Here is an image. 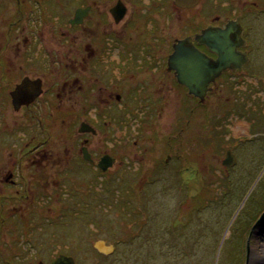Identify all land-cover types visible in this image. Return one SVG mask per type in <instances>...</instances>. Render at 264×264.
I'll list each match as a JSON object with an SVG mask.
<instances>
[{"label":"flooded vegetation","instance_id":"af4514ba","mask_svg":"<svg viewBox=\"0 0 264 264\" xmlns=\"http://www.w3.org/2000/svg\"><path fill=\"white\" fill-rule=\"evenodd\" d=\"M15 1L18 4L22 3V0ZM180 1L187 6H177L176 0H84V3L74 0L77 5L68 21L69 33L63 30L60 32V37H57V30L41 29L37 36L42 44L46 42L45 37L49 39V43L54 47L53 54L43 53L44 48L41 44L40 53L39 49L32 53V48L29 46L27 52H30L31 56H23L21 62L24 70L23 77L29 76L41 82L39 96L28 104L14 105L12 101L11 92L23 77L18 81L17 76L16 83L12 81L15 56L9 53L11 39L6 32L5 40L0 45V61L7 62V66L2 63L6 67V72H0V93L4 87L7 88L6 92L14 110H12L11 116L7 112L6 101L2 100L0 103V264H36V261L29 260L28 256L32 251H36L37 255L40 253L43 235L41 231L46 229L47 216L44 210V199L47 195L50 197L52 191H58L59 186L60 189L62 188L57 182L48 183L45 179L46 174L53 175L62 170H68L73 177L80 179V184L85 185V190L89 191L94 188L93 182L96 178L99 181H105L109 186L110 180L113 179V177L110 179V176L126 170L137 169L151 174L158 169L162 172L159 175H163L171 165L175 167L178 175H181V171L191 168L196 173L202 172L198 169L199 164L195 161L193 164L190 157L183 158L184 162L180 165L177 160L181 157L175 156L172 152L165 157H157L149 167H141L143 160L138 148L143 147V136H127L124 132L125 125L121 129L117 125V119L122 118L125 122L127 109L120 93L121 88L125 90V93H132L134 90H139V83L141 85L150 82L153 86L151 96L154 95L150 111L155 110L156 121L160 124L164 123L163 127L172 125L174 114L178 116L181 125L185 124L184 116L174 112L175 100L172 97L174 92L177 93V96H181L180 103L181 99L183 101L191 99L193 107L189 109L193 111L199 110L207 96L216 94L218 90L229 93V96H232L230 99L235 98L233 96L237 92L241 100H246L248 94L253 91L258 93L259 88L254 89L253 80L257 79L264 83V75L261 74V77L254 70L255 65L252 61V20H254V15L264 12V0H244L239 1L238 4L234 0H211L212 16L209 20L205 18V22L201 25L174 36L170 28L174 5L177 9L186 10L198 6L202 8L207 2V0ZM12 11L5 13L6 22H8L9 14ZM79 15L80 20L77 21ZM71 19L75 21L70 23ZM148 25L151 28H148ZM207 28L220 29L227 33L237 55L231 66L223 69L208 84L205 99L202 101L190 93L187 85L178 80L180 66L177 63H170V56L173 53V45L176 40L189 37L195 48L205 53L214 63L218 59V54L207 43H201L195 39L197 34ZM7 30H12V25L9 23ZM61 34H64L63 38H66L67 34L69 35L70 45L67 54H64L61 48ZM154 36L155 40L164 46V50L158 55L144 43L148 41L151 43ZM64 69H66V73ZM62 72L68 79L66 85L60 81ZM134 74L140 75L137 80L133 78ZM141 75L146 78L144 81H142ZM128 76L129 82H127ZM262 90L264 95V85ZM62 91H70L73 99L76 98L74 93L80 98V105L78 107L74 105L72 109V124L76 126V132L73 131L71 138L72 148H76V151L73 153L74 157L69 159L62 157L55 148L54 130L46 122V118L50 117L55 123L56 115L61 108ZM45 96H54V103L47 102L45 105L42 100ZM228 100L225 99L221 102ZM129 102L132 100L127 103ZM232 102L225 103L227 104L226 108L229 107L232 113L224 114L220 110L223 114V117L220 116L222 122L219 126H215L217 131H224L221 135L230 139L228 142L230 144L225 143L227 148L223 150V154L227 157L228 150H230L233 156V164L230 166L224 164L226 159L224 157L220 162L227 167L223 171L224 174L234 176L231 186H235L233 195L235 198L232 201L227 199L225 203L222 201L219 205L220 211L223 212L225 208H231L228 217L231 214L236 216L235 210L242 195L249 194L253 189L251 185L253 155L248 142L253 138L260 137L264 142V136H261L264 135V113L262 111L257 112L258 116L262 114L259 131L251 136L246 132L239 135L232 134L231 126L236 122H251V126H256L259 123L258 119L252 117L254 105L248 104L247 101L242 110V103ZM38 106L43 111L40 115H36L32 110L33 107ZM189 109L186 106L181 109L180 113ZM3 110H5L4 113ZM255 111H257L256 107ZM195 112L193 123L197 117V122L201 126L204 115L199 111ZM2 117L6 119L4 128L1 123ZM45 128L49 130V134H46ZM172 137H177L176 142L182 143V135H173ZM216 140L218 142L217 137ZM127 142L132 143L133 151H126ZM151 145L150 149H157L155 138L152 139ZM215 146L216 149H219L217 145ZM262 148L264 154V147ZM70 152L72 153V151ZM218 152L220 154V150ZM65 156L68 157L69 154H65ZM175 160L176 164H179L178 167L173 164ZM135 164H138L139 168H136ZM183 179L190 184L182 177L181 189L184 188ZM156 182L157 180L153 179L152 185ZM186 186L188 187V185ZM263 187L264 184L260 185L258 190L263 191ZM47 192L49 193L47 194ZM184 195L188 197L185 188ZM262 197L264 198V192ZM78 200L83 202V206H88L93 201L88 193ZM150 201L151 205L157 203L158 207H161L158 202H163L156 199ZM257 201L259 204L263 202L262 199ZM199 204V207H202L201 201ZM181 211L183 212L184 209ZM190 212L191 215L189 211L188 214L183 212L180 219L177 215H171L164 222L158 221L159 213H153L154 215H150V222H152L150 234L141 235L142 228L140 227L136 232L137 237L142 243L149 240L152 251L163 248L162 251L165 253L187 254L190 251V237L193 240L197 239L192 247L194 252L198 247H202L204 250L205 246L199 242L200 239L215 237L210 234L219 232L216 225L223 217L212 219L213 225L210 227L209 234L204 225L207 221H204L200 215H193L197 212L196 209ZM229 222L225 223V229ZM222 223L223 221L220 222L221 227ZM252 224L249 226L250 229L245 226L237 234V236L244 235L247 231L245 251H242L243 244H241L235 246L233 252L239 254L241 259V255H243L244 264H251L253 258H258L260 263L262 259L260 254L264 250V218L260 222L254 223L253 226ZM29 225H31L32 231L29 230ZM30 236L38 239L37 250L35 245H32L34 241L30 240ZM250 239H252L251 242ZM109 245L113 246V251L114 244ZM89 248L93 247L87 246L86 250ZM73 249H77V247L74 246ZM73 253L74 250L71 253L67 251L63 254ZM233 262V264H239V257L235 258ZM37 264L44 263L39 258ZM262 264H264V260Z\"/></svg>","mask_w":264,"mask_h":264},{"label":"rangeland","instance_id":"374dc122","mask_svg":"<svg viewBox=\"0 0 264 264\" xmlns=\"http://www.w3.org/2000/svg\"><path fill=\"white\" fill-rule=\"evenodd\" d=\"M80 1L84 3V0ZM239 1L244 0H234L236 4H238ZM210 2L212 3L211 0H207L202 8H199L198 6L186 10L177 9L174 5V13L172 15L170 26L174 36L180 35L179 33H184L185 31L201 25L205 22V18L209 20L212 16V6L210 5ZM25 3L26 0H22L21 4H18L15 0H0V45L3 44L5 40L4 36L7 32L11 39L9 53H12L15 56V63L12 69L14 74L12 81L14 83L17 82V76L18 81L24 76V70L21 66L23 56H31V53L27 52V47L29 48V46H31L32 53L36 52L38 49L40 53L42 43L37 38L38 34H40V30L46 29L51 31L55 29L57 30L56 36L60 37V32L63 30H69L68 21L72 17L74 8L77 5L74 0H27V3ZM11 11L12 13L9 14V20L6 22L5 13ZM262 17H264V14L260 16V18ZM8 23L12 25L11 31L7 30ZM148 28H151V26L148 25ZM63 33L65 34V32ZM64 34H61L60 44L63 53L67 54L70 41L68 34L66 38H63ZM155 38L156 37L154 36L151 43L149 41L144 43L145 46L149 45L150 50L156 51V54L158 55L164 50V46L157 42ZM45 41L46 42L42 44L44 48L43 53L49 55L53 54V44L49 43L47 37H45ZM251 56L253 62L255 60L260 61V63H258V68H260L264 63V40L262 39L261 34L255 30L252 34ZM2 63L7 66L6 61H0V64ZM3 64L0 65V72H6V67ZM64 71L66 73V69H64ZM138 76L140 75L134 74L133 78L137 80ZM26 77L35 80L29 76ZM141 77L142 81L146 79L144 75H141ZM128 78L129 76L127 77V82L130 81ZM66 80L68 79L62 72L60 77L61 83H65L66 85ZM263 85L264 83H261L260 80H253V86L259 88V90L258 93L257 91H253V93L248 94V104L251 103L253 105V103L249 101H255V97H261L260 99L264 101L262 90ZM138 88L139 90H134L132 93H125V90L121 88L120 93L122 94L121 96H123L122 98H124L123 103L127 106V109L125 122L122 118L117 119L116 121L119 123H117V125L120 129L125 125L124 132L127 136H143V147L138 148L141 151L140 157L143 160L141 167H149L157 157H165L172 152L175 156L179 155L181 157L177 160V163L181 165L184 162L183 158L190 157V161L193 164L194 161L199 164L198 169L202 172L196 173L195 170L191 168L190 170L186 169L181 171V175H178L176 174L177 171L174 169L175 167L171 165L163 175H159L162 172L158 169L151 174L147 171L146 173L137 169L126 170L114 176H110V179L112 177H114V179L110 180L109 186L105 181H99L96 178L93 182L94 188L89 191H86V186L81 185L79 182L80 179L73 177L68 170H62L53 175L46 174L45 179L48 183L57 182L62 188L60 189L59 186L58 191H49L51 192L50 197L47 195L44 199V210L47 215L46 229L45 231L43 229L41 231L43 235L41 241L42 245L39 250L40 253L37 255L36 251L29 252V260L34 259L37 264V261L40 258L43 263L48 264L51 258L58 255V252L63 254L67 251L71 253L72 250H74L73 255H65L73 256L77 264H95L96 262L93 261V250L95 248L97 252L107 256V260L105 261L106 264H124L121 262L123 259L126 257L132 259L137 256V253H139L137 251V239L139 238L136 234L138 229L140 227L142 228L141 235L150 234V225L152 223L150 222V215H154L153 213H159L158 221L164 222L166 218H169L171 215H177L180 219L183 212H187L188 214L189 211V214L191 215L190 211L192 210L193 212L196 209L197 212L193 213V215H200L204 221H207L204 225L206 226V232L209 234L210 227L213 225L212 219L222 217L220 209L211 208L209 206L215 204L217 195L220 194L221 191L224 192V190L227 189L224 179L228 174H224L223 172L227 168V165L223 166L220 162H222L223 157L224 159L226 158V155L223 154V150H226L227 147L225 146L227 145L225 143H228L230 139H226L221 135L224 131H217L218 129L215 126L221 124V118L223 117L222 112H224V114H226V112L227 114L232 113V110L225 106L227 105L225 103L229 102L221 101L225 99H229L230 102L234 101L233 99L236 98L237 92L234 93L235 98L231 99L230 97L232 96H229V93H224V90H218L216 94L207 96L206 101L202 103L200 109L195 110L204 115V120L201 122V126H199L197 122V117L195 123H193V116L196 112L189 109L190 107H193L192 100L183 101V99H181L180 103L181 96H177V93L174 92L172 95L175 100L173 107L174 112L184 116L185 124L181 125L178 116L174 114L172 125L163 127L164 123L160 124L156 121L155 110L153 109V111H150V104L152 103V97L154 96H151L153 90L152 84L148 82L147 84L140 85L139 83ZM6 91V87L1 90L0 103H2V100L6 101L7 112L12 116V110L14 109L12 108L10 97H8ZM90 91L92 92V90ZM70 93V91H62L60 97L61 108L56 115L55 123L48 114L47 116L49 118H46V122L49 123L54 130L56 139L55 148L65 159L74 157L73 153L76 151V148H72L71 138L73 131L76 130V126L72 124V109L74 108V105L77 107L80 105V98L78 95L74 93L77 98L76 101V98L73 99ZM42 100L45 105L47 102L53 104L54 96H45ZM130 100H132V102L127 103ZM139 102L140 105H138ZM186 106L189 110L180 113L181 109H184ZM259 106L260 108L256 107L257 111H255V105L253 106L252 110L254 114L252 117H254L255 113L257 114L258 111L264 113V102ZM32 110L36 115H40L43 112L39 106L33 107ZM4 111L5 110H3V113ZM259 117L260 116L257 118L258 120ZM5 120L6 119L2 117V128H4ZM187 120H189L188 123ZM238 127L244 128V130L237 132ZM231 128L232 134L234 135L235 133L239 135L242 132H246L251 136V134H255L259 131V125L251 126V122H236V124H232ZM173 135H182V143L179 144L176 142L177 137H172ZM153 138L156 139V150L150 149ZM126 145V151H133L131 142H127ZM215 145H217L219 149H216ZM262 147H264V145ZM66 150H69V152H66ZM219 150L220 154L218 152ZM70 151H72V153ZM253 151L257 152L254 153L252 157L253 168L251 185L253 189L249 192V194L252 192L251 195L248 193L242 195L235 210L236 216L231 214V218L230 216L226 217L231 208H225L223 218L220 221H223L222 227L219 222V224L216 225L219 232L217 231L214 232V234H210L212 236L215 235V237L208 239L201 238L199 242L203 243L205 249L203 250L202 247H198L196 252L190 255L186 254V258H183L179 264H233V258H236L233 253L235 251V246L243 244L242 251H245V245H247V231H245L244 235L240 234L237 236L238 232L245 226L250 229L251 227L249 226L252 223L260 222L264 218V198L262 197L264 187L263 191L258 190L260 183L264 181V165L261 170L257 171L264 162L263 148L260 149V147L257 146L253 148ZM65 154H69V156L67 157ZM173 164H176V160ZM179 164H176V167H178ZM134 166L139 168L138 164H135ZM190 166L192 167L193 165ZM102 177L104 176L102 175ZM182 177L190 183H186L183 179V186L187 191L188 197L184 195V188L181 189L180 183H182ZM153 179L157 180L154 185H152ZM133 183L134 185L132 186ZM186 185H188V187ZM49 192H47V194ZM87 193L91 195L93 201L90 202L88 206H83V202L79 200L77 201V199L82 198L83 195ZM163 193H167V195L163 196ZM132 196L133 198H130ZM149 196L150 198L147 199L146 197ZM144 199L147 200V202L152 199L163 202H158L161 204V207H158L157 203L155 205L152 204L153 213H147L144 208V206L146 207ZM210 199L213 200L210 201ZM260 199L263 200L261 204L257 201ZM128 200L132 201L126 203ZM199 201L202 203L206 202L209 208L199 207ZM131 204H136V207L133 208ZM132 208L134 209V212H131ZM156 209L157 211L154 212ZM182 209H184L183 212L181 211ZM208 210L215 211L219 215H208ZM68 211H71L73 215ZM47 219L50 221L47 222ZM234 220L235 222H233ZM107 221L113 226L112 232L108 233V235L104 230L94 226L97 223V225L99 224L104 227ZM228 221L230 222L225 229L226 226L224 227V225L225 223L227 224ZM30 226L31 225H29V230L32 231ZM107 237L110 239H103ZM31 239L34 241L32 245H35L37 250L38 239L30 236V240ZM132 240H134V246L130 243ZM251 240L252 239H250V242ZM101 241L103 244H114V246H116L115 252L103 253L102 251H99L98 249H104L101 245L97 246L98 249L96 248V244ZM234 242L235 244H233ZM144 244L148 247V250L151 249L149 242L146 241ZM26 245L28 246V244ZM74 246H76L77 249H73ZM87 246H92L93 250L87 251ZM105 249L106 251L109 250L108 247H105ZM50 251L53 252L51 253ZM48 256L49 258L46 260V257ZM170 256L173 260L175 257L177 258V255L172 252ZM241 256L242 259L239 264H244L243 255ZM227 259L229 260L227 261ZM263 260L264 259H261L259 264H262Z\"/></svg>","mask_w":264,"mask_h":264},{"label":"water","instance_id":"95a60500","mask_svg":"<svg viewBox=\"0 0 264 264\" xmlns=\"http://www.w3.org/2000/svg\"><path fill=\"white\" fill-rule=\"evenodd\" d=\"M175 4L180 7L187 6L180 0H176ZM78 17L79 19L77 21L80 20V15ZM74 21L75 20L71 19L70 23H73ZM195 39L198 42L207 43L211 49H213L218 54V59L212 63L205 53L195 48L188 37L176 40L173 45V53L170 56V63L179 64L180 72L178 74V80L182 84L188 86L190 93L203 101L206 96L208 84L212 82L223 69L231 66V64L236 59L237 53L234 50L235 48L232 45L229 36L223 30L207 28L204 29L200 34H197ZM40 88V80H31L28 77H24L20 83L16 84L14 90L11 92L14 105L31 103L39 96ZM232 162L233 156L231 155V151L228 150L224 164L230 166L233 164ZM98 245L103 246L104 249H98ZM105 247H108L109 250L106 251ZM96 248L103 253H110L112 252L113 246L106 245L105 243L103 244L101 241L96 244ZM48 264L77 263L73 256L60 254Z\"/></svg>","mask_w":264,"mask_h":264},{"label":"trees","instance_id":"16d2710c","mask_svg":"<svg viewBox=\"0 0 264 264\" xmlns=\"http://www.w3.org/2000/svg\"><path fill=\"white\" fill-rule=\"evenodd\" d=\"M262 14H264V12H260L259 14L254 15V20H252V21H253V31L255 30L256 32H258L259 34H261L262 39L264 40V17L260 18V16ZM258 63H260L259 60H255L253 62V64L255 65V69L254 70L257 71L260 76H261V74L264 75V63L260 66V68H258ZM261 83H263V82L261 81ZM253 87L256 90V87L255 86H253ZM233 97H235V95ZM236 98H237L236 100L235 99H233V100L237 104L238 103H242L243 104L242 105V110H243L244 109L243 107H245L247 101L249 100L248 96H247L246 100L245 99L244 100H241L240 99V95L237 94L236 95ZM260 98L261 97H255V101H249V102H252L253 105H255V107L260 108L259 105L262 104V102H264ZM227 102H230V101L228 100ZM246 110L248 111L249 108H246ZM242 115H244V114H242ZM261 117H262V114L259 117V124H257V125H259V128L258 129L261 128V126H260L261 125L260 124V121L262 120ZM253 118H255V119L258 118V116H257L256 113H255V116ZM249 144H250V148L249 149L252 150V155H253L254 153L257 152V151L256 152L253 151V148L259 146L260 149H261L262 146L264 145V142L262 141V137H260V138H254L253 140L249 141ZM263 165H264V162L262 163V165L260 166V168L257 171L261 170V168L263 167ZM113 179H114V177H113ZM224 181H225V184L227 185V189L228 190L225 189L224 192L221 191V193L218 194L217 195V198L215 199L216 200V203L213 204L212 206H209V207L219 209V205L222 203V201L225 203V201L227 199H231L230 201H232V199L235 198L233 196L234 195V192H235V186L234 185L231 186L232 183L234 182V176L231 175V174H228V176L225 177ZM262 184H264V181L260 183V185H262ZM166 195H167V193H163V196H166ZM130 198H133V196L130 197ZM146 198L149 199L150 196L149 197H146ZM211 200H213V199H210V201ZM131 201L132 200H128V202H126V203H129ZM131 205L133 206V208L136 207V204H131ZM201 206H202L201 208H206V207H208V204L206 202H203L201 204ZM133 208L131 209V212H134L133 211L134 210ZM144 208L146 209L145 206H144ZM146 212L148 213L147 210H146ZM207 214L208 215H215V214H218V213L215 212V211H212V210H208L207 211ZM223 215H224V212L221 211V216L223 217ZM228 215H229V213L226 215V217H228ZM230 217H231V215H230ZM87 222H88V218H87ZM87 222H85V223H87ZM94 226H96V227L104 230L105 232H107V235H108V233L112 232V228H113V226L110 224L109 221L106 222V224H105L104 227L102 225H99V224L97 225V223ZM130 238H134V237H130ZM103 239H110V238L107 237V238H103ZM134 240L130 241V243L133 244ZM137 240H138V243H137V251L139 253H137V256L133 257L132 259H129V257H126L125 259H123L121 261L122 263H124V264H135V263H140V264H170V263L179 264V263H181V261H182L183 258H186V254L174 253L175 255H177V258L175 257V259L173 260V259H171V256H170L171 253H165V252H163L162 251L163 248H160L158 251H157V249H154V251H152L151 249L148 250V247L144 243L139 242V239H137ZM196 241H197V239H194L193 240L192 237L189 238L190 251L187 253V255H190V254L194 253L192 247H194L193 243H196ZM147 242L150 243L149 240H147ZM150 245H151V243H150ZM132 246H134V244ZM114 247H116V246H114ZM90 250H93V248L87 249V251H90ZM114 252H115V248H114V250H113L112 253H114ZM234 255H235L236 258L239 257V263H240L241 262L240 255L239 254H234ZM47 258H49V256L46 257V260H47ZM158 258H159L160 261L158 260ZM52 259L53 258H51L50 261ZM224 259H226V258H224ZM106 260H107V256L103 255L102 253L97 252L95 250V248H94V250H93V261L96 262L95 264H106L105 263ZM228 260L229 259H227V261ZM233 260H234V258H233ZM44 264H46V263H44Z\"/></svg>","mask_w":264,"mask_h":264},{"label":"bare ground","instance_id":"6f19581e","mask_svg":"<svg viewBox=\"0 0 264 264\" xmlns=\"http://www.w3.org/2000/svg\"><path fill=\"white\" fill-rule=\"evenodd\" d=\"M45 130H46V134H49L50 132H49V130L47 129V128H45ZM242 130H244V128H241V127H238V131L237 132H239V131H242ZM15 138H17V136H15ZM145 200V199H144ZM151 201L149 200L148 202H147V200H145V204H146V210L148 211V212H150V213H153V210H152V205H151ZM44 211V210H43ZM70 214H72V212L71 211H68ZM73 215V214H72ZM50 220L49 219H47V222H49ZM54 251V250H53ZM53 251H50L51 253L53 252ZM58 255H60V253H58ZM260 256H264V250H262V253L260 254ZM262 259H264V257H262ZM41 260V259H40ZM259 263V260H258V258L257 259H252V262H251V264H258Z\"/></svg>","mask_w":264,"mask_h":264}]
</instances>
